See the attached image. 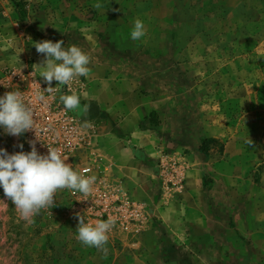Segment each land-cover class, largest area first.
Returning <instances> with one entry per match:
<instances>
[{"label":"rangeland","instance_id":"obj_1","mask_svg":"<svg viewBox=\"0 0 264 264\" xmlns=\"http://www.w3.org/2000/svg\"><path fill=\"white\" fill-rule=\"evenodd\" d=\"M101 1L0 0V95L14 90L13 75L34 70L21 66L27 58L20 52L28 38L23 30L36 29L31 21L49 18L86 39L79 22L93 20ZM148 1L140 20L144 38L160 37L154 42L155 53L161 50L159 77L167 85L165 144L181 149L174 160L188 165L178 194L164 195L157 171L159 201L182 200L190 171L198 168L203 186L218 195L216 207L229 212L228 242L213 244L206 264H264V0ZM204 141L207 153L201 151ZM19 144L29 151L25 134L0 129V148L12 154ZM141 200L131 196L143 206L142 215L115 224L105 253L76 239L78 221L62 215L59 205L26 220L0 188V264H193L194 249H177L170 230L157 234L158 219ZM164 236L173 247L158 246Z\"/></svg>","mask_w":264,"mask_h":264},{"label":"crops","instance_id":"obj_2","mask_svg":"<svg viewBox=\"0 0 264 264\" xmlns=\"http://www.w3.org/2000/svg\"><path fill=\"white\" fill-rule=\"evenodd\" d=\"M99 3L102 7L96 8L98 15L93 20L79 22L83 23L86 39L59 23L53 26L49 18L44 24L40 19L31 21L36 29L23 30L28 38L23 39L20 52L27 59L21 66L34 69L37 80L44 83L35 66L44 55L37 53L31 44L44 40H62L63 47L74 44L89 55L90 72L72 83L76 86L84 83L80 101L90 108L87 113L83 112V118L95 122L99 128L104 166L126 179L132 199L145 200L150 213L158 219L159 226L154 229L157 234L172 231L175 237L171 240L177 249L184 244L194 249L190 262L210 263V247L213 244L222 247L228 242L229 212L216 207L218 195L203 186L198 168L190 171L182 200L165 205L159 201L155 186L157 171L168 160L164 155L168 153L169 159L180 158L181 149L165 144L166 106L162 102H165L163 93L167 85L159 77L156 59L161 56L158 54L161 50L155 53L158 43L154 42L160 37L146 36L139 41L130 38L135 20L142 18L140 8L149 6L150 2L129 0L128 4L120 5L116 0H104ZM56 84L52 82L53 87ZM168 240L162 237L158 246L173 247Z\"/></svg>","mask_w":264,"mask_h":264},{"label":"clouds","instance_id":"obj_3","mask_svg":"<svg viewBox=\"0 0 264 264\" xmlns=\"http://www.w3.org/2000/svg\"><path fill=\"white\" fill-rule=\"evenodd\" d=\"M96 8L102 7L100 3ZM145 24L137 19L131 30L130 38L139 41L145 37ZM37 53L43 54L44 59L35 65L39 76L43 78L48 87L36 95L34 102L48 106L52 95L59 93V104L63 105L62 111H80L87 113L90 105H82L76 93L61 94V88L79 77H86L90 72L88 65L90 57L76 45L63 47L64 41L53 42L44 40L32 42ZM19 59V57H18ZM34 73H31V75ZM56 81L55 87L52 82ZM35 113L30 103H27L20 90L8 91L0 95V129L4 134L23 137L28 131L34 130ZM37 138V137H36ZM38 140V139H37ZM251 141H249V144ZM18 152H9L0 148V188L9 198L24 219L39 215L42 210L55 207V193L60 189L72 190L88 196L93 191L96 183L95 175L85 176L66 163L58 148L47 147V154H41L36 147V141H29L30 151H24V145H16ZM78 226L75 230L76 239L88 247L107 252L105 245L108 243L109 233L115 227L116 221L109 217L107 220H98L95 224L86 223L79 213Z\"/></svg>","mask_w":264,"mask_h":264},{"label":"built area","instance_id":"obj_4","mask_svg":"<svg viewBox=\"0 0 264 264\" xmlns=\"http://www.w3.org/2000/svg\"><path fill=\"white\" fill-rule=\"evenodd\" d=\"M12 77L15 82L13 91H22L25 101L31 104L35 113L34 130L25 133L29 151V141L34 140L41 154H47V147L58 148L61 156L67 159L66 163L71 164L78 173L97 177L93 191L88 196L72 190H58L54 199L55 205L60 206L59 212L71 216L75 221H78L76 216L79 213L86 223L91 224L109 217L114 218L116 223L140 217L144 208L131 201L126 181L103 164L102 136L97 124L85 120L81 112L62 111L58 92L48 100L47 107L34 102L35 96L48 87L37 80L35 70L28 69ZM68 90L80 97L85 91L84 83L76 86L70 82L61 88V94H69ZM165 159L168 160L161 163L158 170L160 188L164 195L181 193L185 187L188 165L174 158L169 159V155Z\"/></svg>","mask_w":264,"mask_h":264},{"label":"trees","instance_id":"obj_5","mask_svg":"<svg viewBox=\"0 0 264 264\" xmlns=\"http://www.w3.org/2000/svg\"><path fill=\"white\" fill-rule=\"evenodd\" d=\"M83 113V112H82ZM208 141H204V143L202 144V146H201V151L203 152V153H207V149L205 148V144L207 143Z\"/></svg>","mask_w":264,"mask_h":264}]
</instances>
